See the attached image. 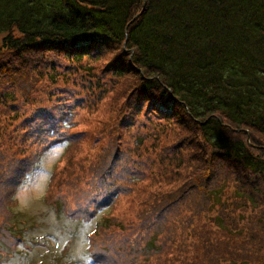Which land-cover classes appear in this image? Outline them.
I'll return each instance as SVG.
<instances>
[{
	"label": "rangeland",
	"instance_id": "obj_1",
	"mask_svg": "<svg viewBox=\"0 0 264 264\" xmlns=\"http://www.w3.org/2000/svg\"><path fill=\"white\" fill-rule=\"evenodd\" d=\"M5 47L2 35L0 264H264V242L236 239L244 262L228 244L248 223H264V182L205 158L192 123L166 120L130 95L140 80L122 52L76 60ZM218 120L230 141L264 157L262 136ZM222 185L220 201L207 194ZM213 218L231 225L212 226L218 245L201 258L195 236Z\"/></svg>",
	"mask_w": 264,
	"mask_h": 264
},
{
	"label": "trees",
	"instance_id": "obj_2",
	"mask_svg": "<svg viewBox=\"0 0 264 264\" xmlns=\"http://www.w3.org/2000/svg\"><path fill=\"white\" fill-rule=\"evenodd\" d=\"M2 35L5 48L16 56L60 50L81 60L99 59L106 49L122 52L126 68L140 80L130 95L147 100L148 110L166 120L192 123L205 158L227 163L223 166L230 172L233 161L264 182V157L253 155L241 140L230 141L218 120L264 139V0H0ZM115 68L121 75L125 71L118 63ZM197 167L199 176L202 164ZM20 182L14 181L13 192ZM4 183L8 186L9 177ZM223 186L207 194L220 201ZM11 218L10 212L8 222ZM211 223L200 238L195 236L194 253L201 258L214 242L218 245L212 226L222 232L231 225L221 218ZM259 224L248 223L247 233L229 235L236 253L231 258L247 261L238 240L264 242L258 237L264 223ZM91 258L99 261L95 254Z\"/></svg>",
	"mask_w": 264,
	"mask_h": 264
}]
</instances>
